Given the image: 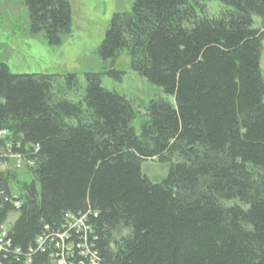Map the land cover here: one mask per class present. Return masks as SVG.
<instances>
[{"label": "trees", "instance_id": "1", "mask_svg": "<svg viewBox=\"0 0 264 264\" xmlns=\"http://www.w3.org/2000/svg\"><path fill=\"white\" fill-rule=\"evenodd\" d=\"M24 6L30 33L60 46L68 1ZM263 38L264 0H132L97 55L112 65L125 54L172 99L146 106L103 88L97 73L81 83L0 64V151L20 155L31 179L22 184L21 169L0 177L20 201L16 210L0 203V227L14 213L0 264H57L60 255L65 264H264ZM147 161L169 167L163 182L142 174ZM72 216H86L89 255L50 241Z\"/></svg>", "mask_w": 264, "mask_h": 264}, {"label": "rangeland", "instance_id": "2", "mask_svg": "<svg viewBox=\"0 0 264 264\" xmlns=\"http://www.w3.org/2000/svg\"><path fill=\"white\" fill-rule=\"evenodd\" d=\"M71 13L70 33L62 36L61 45H47L41 34H31L29 19L24 6L25 0H0V64L7 66L12 75L63 76L76 74L81 83L84 74L101 75V86L113 91L135 105L146 106L151 100L171 97L138 76L130 66V59L121 54L114 64L103 62L97 55L110 21L114 14H129L132 0H67ZM207 11L217 14L219 5L207 2ZM254 29L261 26V19L253 17ZM260 68L264 79V38L260 57ZM112 70L111 75L107 73ZM143 115V110H139ZM137 116L132 126L136 134L142 120ZM9 164V163H7ZM13 165L10 162L9 167ZM24 166L20 171H23ZM141 172L150 182L159 184L168 174L169 167L156 162H143ZM0 166V177L5 173ZM11 170H14L12 168ZM20 181L30 184L27 172L19 173ZM17 187H14L16 190ZM10 220L14 218L10 217Z\"/></svg>", "mask_w": 264, "mask_h": 264}, {"label": "built area", "instance_id": "3", "mask_svg": "<svg viewBox=\"0 0 264 264\" xmlns=\"http://www.w3.org/2000/svg\"><path fill=\"white\" fill-rule=\"evenodd\" d=\"M7 137V131L0 130V140ZM10 162H13V166L9 167ZM9 163V164H7ZM31 165V163H30ZM0 166L4 168V170H11L14 168V170H19L23 166V159L20 155L12 153L11 149H8L6 151L1 150L0 151ZM3 170V171H4ZM2 191V192H1ZM9 196L7 197L3 190H0V203L3 202L4 204L11 205L13 210H16L20 207V201H19V194L17 192H9ZM10 217H14V213H11L7 216L5 219V222L0 227V252L5 250L6 247H8V239H7V233L11 227V224L13 223V220H10ZM87 219L86 216H79V217H71V222H67V225L63 228V233L61 236H58L59 242L56 241L58 238H54L50 235V241L55 244V247L57 249H61V252H72L71 250L76 248H82L84 252L89 255V248L86 247L87 244V238L86 234L91 231V229L87 226ZM78 235V237H75L77 241H82L81 244L75 243L73 241V234ZM67 242L66 246L64 243ZM6 243V244H5ZM59 260L57 264H65L63 261L62 255L56 256ZM94 257L92 256L91 259ZM95 261V260H93Z\"/></svg>", "mask_w": 264, "mask_h": 264}]
</instances>
